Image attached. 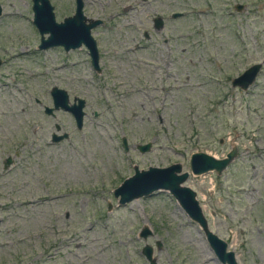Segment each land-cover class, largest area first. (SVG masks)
I'll use <instances>...</instances> for the list:
<instances>
[{
    "label": "rangeland",
    "instance_id": "obj_1",
    "mask_svg": "<svg viewBox=\"0 0 264 264\" xmlns=\"http://www.w3.org/2000/svg\"><path fill=\"white\" fill-rule=\"evenodd\" d=\"M49 3L57 22L73 13ZM0 8V264H148L144 245L156 264H221L167 191L112 194L133 167L174 163L236 263L264 264V0H83L101 21L97 72L82 45L36 48L31 0ZM257 63L249 87L231 85ZM52 86L83 99L81 128L44 112ZM231 146L219 174L189 173L191 153Z\"/></svg>",
    "mask_w": 264,
    "mask_h": 264
},
{
    "label": "water",
    "instance_id": "obj_2",
    "mask_svg": "<svg viewBox=\"0 0 264 264\" xmlns=\"http://www.w3.org/2000/svg\"><path fill=\"white\" fill-rule=\"evenodd\" d=\"M83 0H74V10L69 16H65L61 21H55L53 7L49 0H31L32 19L31 23L38 32L39 39L36 48L43 50L48 47L60 46L64 51L78 48L81 45L87 50L91 66L96 72L99 70L97 64V49L94 39L90 34V30L101 23L99 19L87 18L82 12ZM238 9L239 6H236ZM1 13V8H0ZM178 14L174 13L171 17ZM154 27L161 26V18L156 17ZM43 35H46L45 37ZM260 64H253L246 68L238 76L231 80L232 86H237L241 90L249 87L257 73L259 72ZM51 98V107H45L46 114H52L53 110H62L69 112L74 120L75 127L81 128L83 118L84 101L81 98L74 97L69 103L67 93L56 86H52L49 90ZM57 127V126H56ZM67 135L52 134L51 141L57 142ZM124 146V139L121 140ZM140 152L149 148V144L137 146ZM236 156L235 146L227 151L225 156L216 158L202 151L193 152L189 156L190 174L197 176L209 171H214L219 174L229 162ZM9 163L7 158L4 166ZM179 163L170 164L165 167L149 166L146 169L138 170L133 167V173L112 191L114 197L117 198L118 204L130 202L139 197H144L152 194L155 191H167L177 202L179 207L187 215V217L196 223L203 232L205 240L209 248L213 252L217 261L221 264H237L232 251H226V243L207 226L206 219L202 213L199 202L196 198V193L190 187L183 184L188 177V172H181ZM183 184V185H182ZM149 234L147 227L143 226L139 232L141 237ZM141 253L147 260L148 264H156L151 256V247L144 245L141 248Z\"/></svg>",
    "mask_w": 264,
    "mask_h": 264
},
{
    "label": "flooded vegetation",
    "instance_id": "obj_3",
    "mask_svg": "<svg viewBox=\"0 0 264 264\" xmlns=\"http://www.w3.org/2000/svg\"><path fill=\"white\" fill-rule=\"evenodd\" d=\"M97 55H98V54H97ZM97 61H98V58H97ZM221 141H222V139H220V142H221ZM230 148H231V147H230ZM230 148H229V149H230ZM229 149H228V150H229ZM235 149H236V147H235ZM228 150H227V151H228ZM227 151H226V153H227ZM226 153H225V154H226ZM225 154H224V156H225ZM7 158H8V157H7ZM7 158H5V159L3 160V164H4V162L6 161ZM8 159H9V158H8ZM10 161H11V160L9 159V163H10ZM4 167H5V166H4Z\"/></svg>",
    "mask_w": 264,
    "mask_h": 264
},
{
    "label": "bare ground",
    "instance_id": "obj_4",
    "mask_svg": "<svg viewBox=\"0 0 264 264\" xmlns=\"http://www.w3.org/2000/svg\"><path fill=\"white\" fill-rule=\"evenodd\" d=\"M60 70V69H59ZM57 199V198H56ZM48 203V202H47ZM47 203H46V205H47ZM36 205V204H35ZM39 207V206H38ZM32 208V207H31ZM75 239V238H74ZM79 245H80V243H79Z\"/></svg>",
    "mask_w": 264,
    "mask_h": 264
}]
</instances>
